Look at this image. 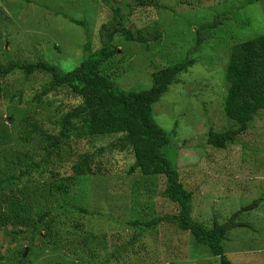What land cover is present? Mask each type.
Returning a JSON list of instances; mask_svg holds the SVG:
<instances>
[{"label":"rangeland","instance_id":"1","mask_svg":"<svg viewBox=\"0 0 264 264\" xmlns=\"http://www.w3.org/2000/svg\"><path fill=\"white\" fill-rule=\"evenodd\" d=\"M151 1L163 7L133 8L128 16L132 24L129 27L139 30L149 42L118 39V53L100 66L101 73L123 91L149 88L152 73L185 58L195 45L194 32L200 24L210 22L223 11L231 13L208 35L198 52L191 53L195 63L152 106L158 126L168 133L174 131L172 144L177 146L166 150L167 159L177 168L184 189L192 193L191 217L210 228L214 220L225 222L240 207L264 194V110L225 149L202 146L208 127L215 131L228 128L221 106L226 85L224 71L234 45L264 34V0L249 5L243 4L244 0ZM125 2L131 4L132 0ZM112 12L102 0H0V62L22 65L43 59L63 73L71 71L90 51L101 47V27L109 23ZM156 36L159 38L154 41ZM50 79L43 71L26 74L15 69L3 80L0 168L12 169L8 171L10 175H19L24 169L15 165L20 157L32 164H41L42 158H47V164L40 166L45 171L31 172L27 180L18 184L19 188L30 187V181L33 185H46V181L69 185V198L74 205L87 209V214L74 210L70 223L77 225L76 230L63 237L58 230L63 218L51 214L46 219L56 228L53 248L12 245L14 251L19 248L21 260L12 258L15 254L11 252V259L0 264H90L87 258L91 251L95 254L92 264L100 263L110 251L140 232L129 230L127 223L152 218L161 221L157 232L136 234L130 248L109 258L107 264H219V259L189 233L162 222L163 217L179 213L178 205L161 196L165 188L162 177L130 174L134 162L130 151L99 154L98 150L106 149L114 136L72 138L60 145L59 154L48 156L42 150L45 142L40 134L28 135L32 125L57 134L58 127L53 122L79 102L65 87H57L36 101L35 95ZM82 154L89 155L96 172L85 193L77 189L79 178L71 171ZM238 219L250 226L234 228L227 234L221 243L225 256L231 264H264V200ZM90 229L95 238L83 244L79 230L87 233ZM7 247L5 231L0 229V254H5Z\"/></svg>","mask_w":264,"mask_h":264},{"label":"trees","instance_id":"2","mask_svg":"<svg viewBox=\"0 0 264 264\" xmlns=\"http://www.w3.org/2000/svg\"><path fill=\"white\" fill-rule=\"evenodd\" d=\"M102 1L106 6H110L113 14L109 23L101 27L103 35L99 49L90 51L79 65L65 73L43 59L34 64L22 65L14 62L3 65L0 62V99L4 94L3 80L15 69H22L26 74L34 70L49 74L51 79L42 87L41 92L35 95L36 101L57 87H65L73 97L78 98L79 102L65 112L59 120L53 122L58 127L57 134L47 133L36 125L31 126L33 129L30 128L28 135L40 134L45 142L42 150L49 156L54 153L59 154L60 145L67 144L72 138L93 140L114 136V140L107 145L106 149L98 150L99 154L104 151H130L134 159L130 174L162 177L165 180V188L161 196L179 207L177 216L163 217L162 222L173 225L178 231L189 233L197 244L208 248L210 253L219 259V264H231L224 254L221 243L234 228L250 226L239 221L238 217L244 212L257 208L264 200V194L261 193V197L259 195L248 205L240 207L223 223L214 220L212 226L206 228L194 221L191 217L192 193L184 189L179 181L177 168L167 159L166 150L172 145L177 146L172 144L174 131L168 133L163 130L154 121L152 115V106L166 93L171 84L179 81L178 76L186 73L195 63L191 53L198 52L201 44L209 37L208 35L229 19L231 13L223 11L216 14L210 22L200 24L194 32L195 45L187 52L185 58L152 73L149 88L123 91L115 87L109 78L101 73L100 66L118 53L115 43L118 39L137 44L149 42L139 30L129 27L132 24L129 23L128 16L133 8L142 6L162 8L163 6L151 0H132L131 4L125 0ZM258 1L260 0H244L243 4L249 5ZM238 6L240 8L242 5ZM72 22L82 24L76 20ZM158 38L159 36H156L154 41ZM224 81L226 85L221 106L228 122L223 117L222 119L227 123L228 128L215 131L208 127L204 133L205 143H202V146L207 144L217 149H225L228 144L236 141L237 136L248 129L258 112L264 110V34L245 40L231 48L224 71ZM26 122L28 123L27 120ZM90 161L88 154L79 155L71 168L73 175L79 178L77 189L83 193L86 192L90 178L96 177ZM18 162L15 165L24 167L19 175H10L8 171L12 169L4 171L0 168V229L5 231L8 245L6 253L0 254V261H9L11 258H8V255L11 252L15 254L12 258L21 260L22 254L20 255L19 248L25 243L41 249L53 248L56 228L52 227L51 220L46 219L51 214L63 218L62 225L61 222L57 225H61L58 230L62 237L64 234L71 235L72 230L73 232L76 230L77 225L70 223L74 210L87 214V209L74 205L69 198L70 189H72L69 185L62 186L56 182L48 183L47 181V186L44 183L33 185L30 181L28 182L30 187L19 188L18 184L22 180H27L31 172H36L38 169L41 173L45 171L40 166L47 164V158L43 157L41 164H32L26 157H20ZM46 172L43 176L47 174ZM83 185L85 189H81ZM89 188L90 186L87 190ZM159 222L161 221L153 218L148 221L137 219L127 223V228L136 231L138 229L141 233L148 234L149 230L157 232L156 226ZM92 230L90 229L87 233L79 230L83 244L87 245L88 241L95 238ZM138 233L133 234V240ZM132 238L117 246L116 250L110 251L103 261L95 264H107L109 258H115L118 253L130 248ZM12 245L19 246L18 250L14 251L15 247ZM94 255L91 251L87 258L88 263L92 264Z\"/></svg>","mask_w":264,"mask_h":264}]
</instances>
